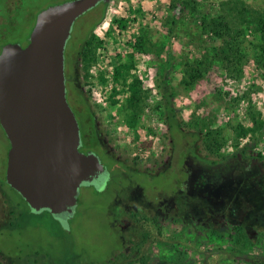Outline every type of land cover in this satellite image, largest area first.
<instances>
[{"label": "rangeland", "instance_id": "1", "mask_svg": "<svg viewBox=\"0 0 264 264\" xmlns=\"http://www.w3.org/2000/svg\"><path fill=\"white\" fill-rule=\"evenodd\" d=\"M63 1L66 0H0V50L6 43L25 46L38 12ZM198 1L199 12L212 16L221 13V3L227 0ZM242 1L258 10L264 9V0ZM169 3L170 0H110L93 31L102 41L88 77L81 72L79 55L86 20L82 22L84 25L78 22L72 25L65 44L67 101L74 109L79 105L77 95L86 98L95 113L105 142L103 147L122 165L116 172L128 170L131 176H121L112 184L105 171L93 181L83 182L70 215L33 210L5 183L9 141L0 126V264H141L143 259L145 264H170L167 261L171 260V254L179 257V264H252L235 260L226 250L235 245L234 227L244 223L254 243L249 251L261 255L264 262V163L257 158L264 155V129L258 141L248 144V155L240 156L250 171L252 184L256 179L261 181V186L255 184V190L234 196L225 184L201 186L194 184L196 175L183 177L179 171L173 181L179 179L184 183V191L180 187L174 191L172 186L162 191L153 182H142L145 176H140L141 173L166 169L169 174L171 168H179L180 153L184 150V141L173 144L167 125L154 109L162 100L156 85L161 59L166 58L172 64L169 77L177 116L184 121L195 116L212 118L214 126L222 128L227 138L223 154L234 149L233 128L239 124L252 125L248 116L251 105L264 119V67L255 62L254 50L248 45L249 41H256L255 35L247 30L249 58L239 79L231 78L216 64L199 81L185 87L180 84L182 63L193 61L205 46L218 41L202 35L196 16L181 12L180 6L174 8L169 19ZM122 17L127 21L124 30L114 22ZM142 26L148 27L158 44L163 43L164 51L160 55L134 52L133 72L142 81L146 106L132 129L122 114L128 94L126 87L120 94L112 95L119 86L113 79V64L119 55L126 61ZM227 94L240 100L234 106H225ZM249 137L250 134L241 138L239 146L249 143ZM238 183L240 191L241 182ZM131 211L138 212L136 224L142 227L133 233L142 240L138 251L129 242L130 228L136 225L126 223Z\"/></svg>", "mask_w": 264, "mask_h": 264}, {"label": "trees", "instance_id": "2", "mask_svg": "<svg viewBox=\"0 0 264 264\" xmlns=\"http://www.w3.org/2000/svg\"><path fill=\"white\" fill-rule=\"evenodd\" d=\"M109 1L98 3L94 8L84 13L82 17H78L73 23L74 27V24L77 22L80 26L85 20L88 22L87 26L83 27L85 37L79 50L81 72L85 77L90 76L89 67L96 61L97 51H99L98 49L102 41L95 36L93 31L97 23L102 19L105 6ZM200 5L201 2L198 0H170L168 7L169 19L173 16L172 11L174 8L180 6L181 12H187L196 16L202 35L205 34L209 38L218 41V43L205 46L203 52L193 61H184L182 63L181 85L185 87L192 86L216 64L222 67L231 78L239 79L242 76L244 62L249 58L248 45L252 46L254 50L255 62L264 67V9L258 10L253 8L242 0H227L221 3V13L211 16L205 12H199ZM130 11L139 12V9H130ZM114 22H117L120 30L126 28L127 21L125 18L114 19ZM171 23L174 24V21H171ZM247 30L256 37V41H249L248 45L245 39ZM137 51L142 53L154 52L156 55H160L164 51V47L163 43L158 44L153 39L148 27L142 26L135 36V42L132 45L131 51L127 53L126 61H122L121 55L114 58L113 79L119 85V89L114 88L112 95L116 96L120 94L126 87L128 94L122 105V114L124 121L132 129L137 126L140 114L146 106V92L142 89V81L133 72L136 69L134 52ZM171 68L172 64L168 59H161L156 85L161 93L162 100L154 106V109L159 112L161 119L167 125L170 136L174 141L173 144L177 141H184V150L180 153L182 162L179 168L173 169L170 166L171 171L169 174L166 172V169L151 174L141 173L140 176H145L142 182L147 184L153 182L152 185L160 186L162 191L169 190V187L172 186V190L176 191L178 187L180 189L184 187V183L178 181L179 179L173 181V176L179 171L183 177L188 176V174L196 175L193 178L194 184L201 186L206 184L213 186L214 183L216 185L218 183L225 184L227 189L233 192L234 196L239 193L243 194L245 190H255L254 187L260 185L261 181L256 179V185L252 184L248 176L250 171L242 162V157L245 158L248 155L246 153L248 144L258 141L263 135L264 119H262V113L252 105L249 107L248 116L252 125L246 127L239 124L235 126L233 128L234 135L232 139L234 149L230 154H223L222 149L227 143V138L222 128L214 126L212 118L195 116L190 121H184L181 117L177 116L176 109L173 106L175 92L171 86L169 77ZM100 75L101 72H99ZM65 80L67 81L66 73ZM220 95H222L221 92H219ZM77 99L79 105L77 108L73 107V111L77 117L80 129L81 140L79 148L82 151L94 152L103 163L105 162L106 172L112 184L120 179L121 176H131L132 174L128 170L122 169L116 172V168L121 163L107 151L108 149L103 147L105 142L98 128L93 109L87 103L86 98L77 95ZM239 100L240 97H230L227 94L224 103L225 106H234ZM113 101L115 102L114 99ZM249 134V143L239 146L241 138L247 137ZM189 158L192 159L191 164H189ZM257 158L264 163V155H257ZM182 166H185V169ZM155 175L158 176L157 179H155ZM248 180H250L251 184ZM238 182H241V192L239 191ZM120 215H117V217L122 219ZM129 215L130 217L127 218L128 221L126 223L136 224L138 212L131 211ZM175 221L178 222L177 219ZM245 225L244 223L234 227L235 231L232 238L235 245L227 247L226 250L231 253L235 260L241 259L247 263L264 264L261 261V255L253 254L249 251L254 243L247 234ZM134 226L135 228L133 226L130 228L131 236L129 237V242L138 251L142 240L137 239L133 233L142 227L138 224ZM144 238H146V235ZM120 248L122 250V246ZM169 258L171 260L167 262L170 264H179L181 262L176 254H171ZM141 264H145L144 259L141 260Z\"/></svg>", "mask_w": 264, "mask_h": 264}, {"label": "water", "instance_id": "3", "mask_svg": "<svg viewBox=\"0 0 264 264\" xmlns=\"http://www.w3.org/2000/svg\"><path fill=\"white\" fill-rule=\"evenodd\" d=\"M108 0H66L38 12L25 46L0 50V126L8 141L5 180L33 210L68 215L78 188L106 166L80 150L66 98L64 50L75 20Z\"/></svg>", "mask_w": 264, "mask_h": 264}, {"label": "flooded vegetation", "instance_id": "4", "mask_svg": "<svg viewBox=\"0 0 264 264\" xmlns=\"http://www.w3.org/2000/svg\"><path fill=\"white\" fill-rule=\"evenodd\" d=\"M80 137H81V136H80ZM83 152H88V151H83ZM100 160H101V159H100ZM102 163H103V162H102ZM103 164H104V163H103ZM104 165H105V164H104ZM96 178H97V177H96ZM93 180H94V179H93ZM93 180H92V181H93Z\"/></svg>", "mask_w": 264, "mask_h": 264}]
</instances>
